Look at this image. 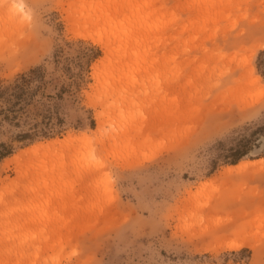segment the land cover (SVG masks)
I'll list each match as a JSON object with an SVG mask.
<instances>
[{
	"label": "rangeland",
	"instance_id": "rangeland-1",
	"mask_svg": "<svg viewBox=\"0 0 264 264\" xmlns=\"http://www.w3.org/2000/svg\"><path fill=\"white\" fill-rule=\"evenodd\" d=\"M27 2L0 84L45 69L63 122L3 137L0 264H264V0Z\"/></svg>",
	"mask_w": 264,
	"mask_h": 264
},
{
	"label": "trees",
	"instance_id": "trees-1",
	"mask_svg": "<svg viewBox=\"0 0 264 264\" xmlns=\"http://www.w3.org/2000/svg\"><path fill=\"white\" fill-rule=\"evenodd\" d=\"M98 55L99 51L91 54L89 62ZM49 87H57V91L51 93ZM65 91L57 77H49L47 71L40 67L17 74L0 84V159L12 152V146L3 139L4 136L25 141L51 137L59 132L53 122L61 126L63 118L59 115L56 101L62 99ZM16 130L19 131L11 134Z\"/></svg>",
	"mask_w": 264,
	"mask_h": 264
},
{
	"label": "clouds",
	"instance_id": "clouds-1",
	"mask_svg": "<svg viewBox=\"0 0 264 264\" xmlns=\"http://www.w3.org/2000/svg\"><path fill=\"white\" fill-rule=\"evenodd\" d=\"M10 13L18 17L21 22H26L31 19V8L27 0H10Z\"/></svg>",
	"mask_w": 264,
	"mask_h": 264
},
{
	"label": "bare ground",
	"instance_id": "bare-ground-1",
	"mask_svg": "<svg viewBox=\"0 0 264 264\" xmlns=\"http://www.w3.org/2000/svg\"><path fill=\"white\" fill-rule=\"evenodd\" d=\"M62 142H63V140H57V141L54 142V144H53V143L51 144V142H49V143H50V146H51V145H52V146H54V145L56 146L57 143H60V144H61ZM34 146H35V145H34ZM34 146H33V147H34ZM48 146H49V145H48ZM42 147H43V145H41V144L35 146V148H42ZM241 167H242L241 164H236V165L230 167L229 170H239Z\"/></svg>",
	"mask_w": 264,
	"mask_h": 264
}]
</instances>
